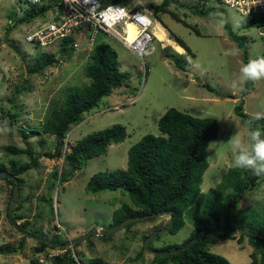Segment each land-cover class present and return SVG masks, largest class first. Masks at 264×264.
Masks as SVG:
<instances>
[{"label":"rangeland","instance_id":"374dc122","mask_svg":"<svg viewBox=\"0 0 264 264\" xmlns=\"http://www.w3.org/2000/svg\"><path fill=\"white\" fill-rule=\"evenodd\" d=\"M177 1L188 7L201 6V2L195 0ZM126 3L129 7L140 3L154 24L157 22L165 28V37L173 39V42L172 35L178 37L190 48L193 56L185 49L178 52L171 45L159 42L156 36V48L143 64L132 50L117 39L99 34L96 41L105 42L116 51L119 69L127 72L129 79L104 96L98 107L85 113L83 120L67 132L63 151L69 150L70 144L88 133L116 124L125 127L126 137L109 145L104 154L88 159L81 169L59 184L53 173H69L71 168L63 165L62 158L52 159L44 155L54 151V137L34 130H40L41 124L53 109L59 107L72 87H82L90 82L84 74L89 54L78 50L61 55L56 45L41 48L26 42L24 35L30 26L56 17L47 12L45 18L39 17L31 24L19 22L30 4L24 0H0V128L6 126L8 129L0 132V168L7 172L10 161H15L17 165L29 161L27 154L10 152L12 147H27L33 156L39 157L35 167L19 175L23 183L12 208V217L13 214L22 216V219L14 220L18 225L25 220L29 222V228L25 230L29 234L35 235L44 226L49 228L50 237L56 234L66 242L96 228L99 236L93 233L78 241V246L71 248L73 255L80 252L85 262L99 256L113 264H152L153 255L145 248L140 255L143 236L151 233L155 226H165L167 215L156 216L153 221H131L111 231L114 226L113 211L122 204H131V201L127 193L120 189L92 192L88 190L87 181L95 173L126 168L128 149L147 134L159 135V118L167 109L174 107L196 117H212L218 122L217 137L209 142L217 144L212 149H209V144L207 146L208 167L200 185L201 192L205 194L209 189L216 188L223 174L235 167L233 145L228 143L232 135L239 130L241 139L248 142V129L234 110L239 100L227 96L238 92L232 90L231 84L234 80L238 81L240 69L245 63L241 49L225 24L234 34L244 37L248 60L262 54L264 31L259 24L242 28L245 16L219 0H208L206 9L213 12L208 15L197 14L174 2L164 6L165 12L160 10L158 14H155L154 7L148 6L162 4L163 0H127ZM217 9L224 13V20L214 13ZM169 11L192 27L174 18ZM237 23L239 27L234 30ZM234 48L240 50L238 56H224L225 50ZM172 52L182 55L186 64L184 71L174 66L170 56ZM43 53L61 56L55 65L30 74L27 67ZM254 84V90L243 97V111L249 115H264V79ZM12 112L16 114L15 126L9 125V114ZM16 127L24 129L28 134L27 140L22 138ZM53 182L55 185H52ZM10 194L11 185L0 175V264H28L33 257L49 263L48 258L63 252L64 248L46 247L37 253V240L15 228L7 218ZM45 198L51 200L52 213ZM18 202L21 203L20 208L13 210ZM238 207L255 209L264 216V180L246 191ZM193 228L186 218L177 233L170 234L166 230L149 246L180 245L190 236ZM209 249L224 256L231 264H250L252 260L250 253L253 247L247 237L241 243L230 237L218 239L209 245Z\"/></svg>","mask_w":264,"mask_h":264},{"label":"trees","instance_id":"16d2710c","mask_svg":"<svg viewBox=\"0 0 264 264\" xmlns=\"http://www.w3.org/2000/svg\"><path fill=\"white\" fill-rule=\"evenodd\" d=\"M59 1L46 0L40 4L30 3V8L19 18V22H29L39 17L45 18L47 12L58 8ZM110 1L126 2L127 0ZM195 1L201 2V6L188 7V5L177 0H163L162 4L154 6L149 4L148 6L154 7L155 14H158L160 10L165 12L164 6H168L171 2L200 15L213 13L206 9L205 5L208 0ZM139 8H142L141 4L136 3L134 9ZM169 13L174 18L182 21L175 13L170 11ZM214 13L224 20L225 16L221 9H217ZM182 22L192 27L186 22ZM255 24L262 27L264 17L248 15L243 18L241 27L249 28ZM225 27L228 29L230 36L237 42V46L243 53V61L247 64L249 60L243 41L244 37L234 34L228 24H225ZM172 37L186 50L187 54L193 56L190 48L182 40L174 35ZM73 42H75V39L71 35L64 37L56 44L59 49L58 53L63 55L73 51V48L69 47ZM56 54L43 53L27 67V71L34 74L41 72L45 67L55 65L61 56L56 57ZM170 56L174 66L184 71L186 64L182 55L172 52ZM260 56H264V49ZM117 57L116 51L108 44L105 42L96 43L89 54V62L84 68V74L90 79V82L82 87H72L66 93L59 107L53 109L41 124L40 130H34L54 137V151L44 155L52 159L62 158L63 165H68L71 168L69 173L58 174L57 171L53 173L59 184L67 181L74 171L81 169L88 159L104 154L109 145L119 143L126 137L125 127L116 124L88 133L75 143L70 144L69 150L65 149L63 151L67 132L83 120L85 113L98 107L104 96L108 95L114 88L125 84L129 79V74L119 69ZM207 87L213 90L209 85ZM254 88V82L249 81L244 85L243 91L227 96L239 100L234 106L235 113L240 116L245 124L250 121L253 130L258 128L262 133L261 138L264 139V118L256 119L257 115H249L243 111V97L251 93ZM18 89L20 88H16L17 92H19ZM9 115V125L15 126V112ZM157 127L160 131L159 135L147 134L128 149L126 168L98 172L93 174L87 181L88 190L92 192L120 189L127 193L131 204H122L113 211V225L131 216L161 211L172 212V224L167 230L170 234L177 233L184 226L186 218L192 223L194 228L190 236L180 245L153 247L158 250H170L182 246L201 230L211 233L201 236L180 252L166 256L153 255L152 264H231L224 256L210 251L209 245L220 239L215 235L226 234L234 229L241 228L242 231L237 237L234 235L230 238L241 243L244 237H247L248 243L253 247L250 253L252 259L250 264H264V238L259 236L264 235V216L255 209L238 207L246 191L264 180V175L257 176L252 170L232 167L223 174L216 188L209 189L206 194L202 193L200 188L202 176L208 167L207 146L211 140L217 137L219 129L216 119L196 117L170 107L159 118ZM16 130L20 132L24 140H27L28 134L24 129L16 127ZM9 150L14 154H27L29 157L28 162L19 165L13 160L10 161V168L7 171L18 178L19 191L23 183L19 175L35 167L39 157L33 156L27 147L24 149L12 147ZM0 170L3 169L0 168ZM2 178L11 185V196L14 182L10 178L3 176ZM52 185H55V182ZM45 199L47 200V198ZM47 202L52 213L51 200L48 198ZM20 206L21 203L18 202L13 210L17 211ZM6 214L10 221L8 210ZM13 218L18 220L22 219V216L13 214ZM51 219L54 220L53 217ZM155 219L156 217H151L148 220L153 221ZM134 221L138 220H132V222ZM28 225L29 222L25 220L19 224V227L27 230ZM160 227V225L155 226L153 230ZM46 228L41 226L39 231L34 234L54 242H64L56 234L50 237L48 235L49 228ZM157 236L159 237V234L153 237L150 242ZM146 237L145 234L143 240ZM150 242L148 245H150ZM78 244L76 243L74 247H77ZM46 247H53V245L37 240L35 251L40 253ZM142 251H144V246L141 247L140 255ZM48 259L49 263H47V260L40 261L39 258L33 257L28 264H113L99 256L90 258L88 262H85L81 253L77 252L76 255H73L71 248H64L63 252L51 255Z\"/></svg>","mask_w":264,"mask_h":264},{"label":"built area","instance_id":"2783aa9c","mask_svg":"<svg viewBox=\"0 0 264 264\" xmlns=\"http://www.w3.org/2000/svg\"><path fill=\"white\" fill-rule=\"evenodd\" d=\"M27 3H42L46 0H24ZM225 5L236 9L243 16L258 15L264 17V0H219ZM100 8L103 10L109 5L120 7L126 10L127 15L116 23L112 28L103 24H98L96 20L91 19L86 11L83 0L75 3L74 0H60L57 9H51L53 13L50 21L29 27L24 35L26 42L36 47L50 48L54 47L64 37L71 35L75 42L69 47L73 50H83L90 53L96 43L99 34H104L117 39L126 48L132 50L139 60L146 64V58L155 50L156 35L154 33V21L146 13L144 8L134 9V5L129 7L126 2H111L110 0H99ZM147 16L151 24L144 25L140 23L139 16ZM134 26L136 33L129 38L126 30L127 24ZM264 31V25L262 26ZM81 45L84 46L81 49ZM58 48V47H57Z\"/></svg>","mask_w":264,"mask_h":264},{"label":"clouds","instance_id":"9594fccd","mask_svg":"<svg viewBox=\"0 0 264 264\" xmlns=\"http://www.w3.org/2000/svg\"><path fill=\"white\" fill-rule=\"evenodd\" d=\"M74 2L79 3L80 0H74ZM83 3L85 6L91 5V7H86V11L89 13L90 18L96 20L98 24H103L108 28H112L127 15L125 9L112 5H109L107 8L98 11L100 8L99 0H83ZM138 16L141 24H151V20L147 16L140 14H138ZM35 19L29 21L28 23L31 24V22H33ZM30 27H33V25ZM237 27H239L238 23L234 25V30ZM83 52L87 53L86 51ZM223 54L225 57L238 56L240 54V50L238 48L227 49ZM261 79H264V56L250 59L247 64L243 65L240 69L238 81L234 80L231 84V88L233 91H243L244 85L247 82H256ZM262 118H264V115L258 113L256 119ZM244 127L248 129L247 143L241 139L239 130L235 131L228 142L233 145L232 151L234 166L240 169L252 170L257 176L264 175V139L261 138L262 133L258 128L253 130L251 128L250 121L247 122ZM3 131H8L6 126L0 128V132ZM216 144L217 143H210L208 146L209 149H212Z\"/></svg>","mask_w":264,"mask_h":264},{"label":"water","instance_id":"95a60500","mask_svg":"<svg viewBox=\"0 0 264 264\" xmlns=\"http://www.w3.org/2000/svg\"><path fill=\"white\" fill-rule=\"evenodd\" d=\"M0 175L3 176V177H6V178H10L13 180L14 182V188H13V192H12V195H11V199H10V202L8 204V216L10 218V221L11 223L13 224V226L17 229H19L22 233L28 235V236H31L33 237L34 239L38 240V241H43L47 244H50V245H53L55 247H61V248H68V247H73V245H75V243H77L78 241L92 235L93 233H95L96 235L99 236L98 234V231L96 230V228H94L92 231H89L87 233H84V234H81L79 235L78 237L76 238H73L71 240H67L66 242H62V243H56L54 241H51V240H48V239H43V238H40V237H37L36 235H32V234H29L27 231H25L24 229H21L18 225V223H16L12 217V208L15 204V201H16V198H17V194H18V188H19V182H18V178L15 177L14 175H12L11 173L9 172H4V171H1L0 170ZM160 215H167L168 217V222L165 226L161 227V228H158L156 230H153L151 233H149L147 235V237L145 238L144 240V243H143V246L145 248V250H147L149 253H151L152 255H159V256H166V255H169V254H173V253H177V252H180L181 250L187 248L189 246L190 243H193L195 242L197 239H199L201 236L203 235H209L211 234L210 232L206 231V230H201L198 232V234L193 237L190 241H188L187 243H185L184 245L182 246H179V247H176V248H172L170 250H158V249H154V248H151L148 244L150 242V240L155 237L157 234H160L162 232H165L166 230H168L170 227H171V224H172V219H173V215H172V212L171 211H161V212H154L152 214H146V215H136V216H131V217H128L126 218L125 220H123L122 222L112 226L110 228L111 231H115L116 229L118 228H121L123 227L124 225H126L127 223L131 222L132 220H145V219H149L151 217H156V216H160ZM109 230V232H110ZM242 231L241 228H237V229H234L226 234H221V235H215L217 238H225V237H231V236H234L236 235L237 233H240ZM244 231H248V230H244ZM109 232L107 233V235L109 234ZM261 237L264 238V235H259Z\"/></svg>","mask_w":264,"mask_h":264},{"label":"bare ground","instance_id":"6f19581e","mask_svg":"<svg viewBox=\"0 0 264 264\" xmlns=\"http://www.w3.org/2000/svg\"><path fill=\"white\" fill-rule=\"evenodd\" d=\"M126 30H127V32H128V36H129V38L130 37H132L135 33H136V30H135V28H134V26L133 25H131V24H127V28H126ZM158 32H159V30H158ZM165 35L166 34H164V33H160L159 34V39L163 42V43H165V44H168V45H171L175 50H177L178 52H182L183 50L175 43V42H173V41H171L170 39H168L167 37H165ZM164 44V45H165Z\"/></svg>","mask_w":264,"mask_h":264},{"label":"crops","instance_id":"0c3cea01","mask_svg":"<svg viewBox=\"0 0 264 264\" xmlns=\"http://www.w3.org/2000/svg\"><path fill=\"white\" fill-rule=\"evenodd\" d=\"M158 30H159V32H158ZM166 33V30H165V28L164 27H162L160 24H158L157 22H155V24H154V33H155V35L159 38V34L160 33ZM170 40H172L173 41V39H170ZM159 41H160V39H159ZM175 41V40H174ZM175 43H176V41H175ZM183 51H184V48H182V46L181 45H179L178 43H176Z\"/></svg>","mask_w":264,"mask_h":264}]
</instances>
